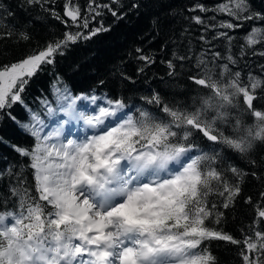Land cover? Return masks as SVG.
Masks as SVG:
<instances>
[{"label":"trees","instance_id":"trees-1","mask_svg":"<svg viewBox=\"0 0 264 264\" xmlns=\"http://www.w3.org/2000/svg\"><path fill=\"white\" fill-rule=\"evenodd\" d=\"M41 55L5 93L1 77ZM76 97L121 107L120 150L187 152L151 211L174 264H264V0H0V223L27 240L67 233L36 172ZM9 245L0 229V264Z\"/></svg>","mask_w":264,"mask_h":264},{"label":"rangeland","instance_id":"rangeland-1","mask_svg":"<svg viewBox=\"0 0 264 264\" xmlns=\"http://www.w3.org/2000/svg\"><path fill=\"white\" fill-rule=\"evenodd\" d=\"M43 59V55L29 59L21 65L12 68L8 73L3 75L1 79L4 82L3 90L5 93L11 89L17 78L30 74ZM81 98L82 97L75 98L79 99L80 104L76 109V113L74 112V116H79V114L77 115V111L79 110L78 112L81 111L89 115L94 112L96 118L91 122L93 124V133L87 135L89 143L88 155L91 156L89 162H91L94 157L100 158L102 163L107 164L106 167H103V169L110 171L114 169L110 168L112 165H117L119 162L127 160L134 154L141 153L145 150H153L151 147L141 148L131 152L128 150H120V133L123 129V125L119 124L124 118V111L119 105L108 104L104 100L93 101ZM71 101L73 100H69L68 104ZM97 103L103 105V108H95ZM68 104L62 110L60 116L57 117L51 125L47 126L43 130L45 139L39 149L44 156V161L40 164L36 172V181L42 198L55 206L54 219L67 226V233L56 237L55 242H49L47 240H42L41 238L27 240L24 238V233L19 229L16 221L2 220L0 223V229L10 241L5 264H69L70 261H74L76 258L78 259L79 264H86L87 261L90 260V258L86 257L85 254L82 253L80 248L81 244L87 240L88 235L93 234L92 224H87L81 219V217L85 216L89 218L90 215L87 213L73 214L70 209L62 211V208L64 209L62 204L67 203V198L64 196L65 192H63L60 188L63 184L56 183L51 186L46 185V178L53 177L50 167L51 164H54L51 161L55 160V158L59 160L57 163L59 170H62L63 167H66L67 169V171H64L63 173L62 171L58 172L57 174L59 176L61 173L68 174L69 170L73 169L71 161L73 160L75 153H72V151L68 149L71 145V138L69 139L67 135L60 143L58 131L63 121L62 118H64L68 109ZM106 113H110L111 117L107 121L100 120ZM100 140L104 141L99 143ZM82 154L84 156V160L86 161V152H83ZM177 155H179V157ZM156 157L160 159L164 158L166 165L163 167H157L156 172L149 174V181L140 182L137 186L131 189V192L139 194L144 193L146 195L144 198H140L139 196L133 197L130 195L128 196L129 201L127 203L123 204L113 199L110 204H107L103 199V196L100 195L101 193L103 194L101 191L98 195H95L94 191L88 195L91 201H94L97 198L99 199H97V201L106 208L105 212L108 217H120L118 222L120 226H124L126 224H132L134 226L141 225L143 230L141 231L142 235L148 237V233H150L152 236V238H150L151 241H153L155 237L159 238L158 242L160 241L161 243L158 248L159 259L152 260L153 264H156L158 261V264H174L183 261V258L179 256L173 244L168 246L164 245L165 238L157 232L154 225L155 216L151 213V211L153 205H155L156 202L167 194L169 189L174 186V183L177 180L181 179L185 175L189 159L187 158V152L183 151L177 153L172 158L160 157L158 154H156ZM67 163H69V165H67ZM93 166L94 162L90 164L89 168L86 166L80 170L82 173L89 170L94 171ZM80 170H77V173L74 175L77 176L80 174ZM133 178L134 177L131 176V179ZM152 186L155 188L154 191ZM124 190L130 191L127 186H110L107 188V191L113 195L116 191ZM88 201L90 202L89 199ZM130 208H134L138 212L132 220H130L127 216V210ZM116 222V220H113L110 224L113 225ZM175 253L177 256H175ZM148 259V256L139 252L134 255L130 264H139V260L146 261ZM94 260L95 258L93 261ZM126 261L127 260L122 261L121 263L124 264Z\"/></svg>","mask_w":264,"mask_h":264},{"label":"bare ground","instance_id":"bare-ground-1","mask_svg":"<svg viewBox=\"0 0 264 264\" xmlns=\"http://www.w3.org/2000/svg\"><path fill=\"white\" fill-rule=\"evenodd\" d=\"M79 104V99H73L68 104V109L64 118H62L63 121L58 130L60 143L67 135L69 139L71 138V145L68 149L75 153L71 161L73 169L69 170L68 174H62L67 169L63 167L62 170H59L57 166L59 160L55 158V160L51 161L54 164H51L50 167L53 177L46 178V185L63 184L60 188L65 192L64 196L67 198V203L62 204V207H64L62 211L70 209L73 214L87 213L90 215L89 218L87 216L81 217L85 223L92 224L93 230V234L88 235L87 240L80 246L82 253L90 258L86 264H97V262L98 264H122L121 262L125 260L127 261L124 264H130L134 255L139 252L144 253L149 258L146 261L139 260V264H153L152 260L159 259L158 248L161 244L160 241L158 242L159 238L155 237L151 241L150 238L152 236L150 233H148V237L142 235L141 225L126 224L120 226L118 224L120 217H108L105 212L106 208L97 201L98 198L91 201L88 194L92 191H94L95 195H98L100 191L103 192V194L100 192V195L103 196L107 204H110L113 199L123 204L127 203L130 195L144 198L146 196L144 193L131 192V189L140 182L149 181V174L155 172L157 167L166 165V161L164 158L156 157V153L153 150H145L132 155L117 165H112L110 168L114 169L110 171L103 169L107 164L102 163L100 158L94 157L89 162L91 156L88 155L89 143L87 135L93 133V124L91 122L96 118L94 112L91 115L83 113L75 117L74 112ZM110 117L111 114L106 113L100 120L107 121ZM83 152H86V161L84 160ZM177 156L179 157V155ZM92 162H94V171L89 170L82 173L80 169L86 166L89 168ZM77 170H80L81 173L75 176L74 174L77 173ZM61 171L62 173L59 176L57 173ZM131 176L134 178L131 179ZM110 186H127L130 191H116L113 195L107 191ZM152 189L154 191V186H152ZM113 220L117 222L111 225L110 222ZM175 256H177L176 253ZM94 258L95 260L93 261ZM71 262L72 264H79L77 258L74 261H70L69 264ZM158 263L159 261L156 264Z\"/></svg>","mask_w":264,"mask_h":264},{"label":"water","instance_id":"water-1","mask_svg":"<svg viewBox=\"0 0 264 264\" xmlns=\"http://www.w3.org/2000/svg\"><path fill=\"white\" fill-rule=\"evenodd\" d=\"M64 15H65L66 20L71 22V23H73L76 20V15L72 14L68 9L65 10ZM246 104H247V106H250L251 101L246 99ZM209 140L213 143L216 142V139L213 136H210ZM263 220H264V215H263Z\"/></svg>","mask_w":264,"mask_h":264}]
</instances>
